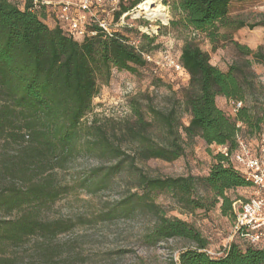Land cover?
<instances>
[{"label":"trees","instance_id":"16d2710c","mask_svg":"<svg viewBox=\"0 0 264 264\" xmlns=\"http://www.w3.org/2000/svg\"><path fill=\"white\" fill-rule=\"evenodd\" d=\"M141 1L134 0L127 7L120 0L113 20L118 21ZM246 1L174 0L179 18L170 23L189 33L177 58L179 71L188 77L181 97L172 93L165 109L143 106L132 98L130 118L118 122L94 119L85 124L82 120L91 111L99 79L107 80L113 68L134 73L145 66L143 50L118 32L107 34L94 20L87 25V31L94 34L77 40L59 24L49 27L45 23V5L26 0L19 7L15 0H0V264L23 263L26 256L20 249L27 239L34 240L30 251L37 264L70 261L80 255L56 241L73 223L43 217V211L71 189L57 179L55 170L65 169L78 156L108 163L78 179L79 187L112 189L117 177L126 176L121 186L124 195L98 218L142 217L145 227L140 239L147 246L170 239L185 242L177 257L169 256L164 264H264V248L239 235L221 255H209L208 241L201 232L185 220L167 216L153 198L158 192L169 193L187 212L219 203L220 212L231 216L233 224L236 200L227 192L251 186L229 159L237 147L236 134L250 140L243 128L259 136L264 124V109L246 103L255 93L254 83L244 72L251 61L222 71L194 41L203 34L215 49L219 40L230 38L228 30L264 28L261 19L248 24L230 17L231 5ZM232 43L241 55L264 64L261 46L253 51ZM218 95L242 102L233 117L216 105ZM182 109L189 115L186 125L180 122ZM194 137L206 145L227 147V156L219 151L215 154L206 176H153L139 166L149 159L170 162L179 158L186 141ZM196 190L201 193L195 195Z\"/></svg>","mask_w":264,"mask_h":264},{"label":"rangeland","instance_id":"374dc122","mask_svg":"<svg viewBox=\"0 0 264 264\" xmlns=\"http://www.w3.org/2000/svg\"><path fill=\"white\" fill-rule=\"evenodd\" d=\"M25 1L15 0V3L22 7ZM47 1L49 4L46 7L44 21L49 27L55 26L61 20L59 10L64 3L68 5L69 16L75 17L82 14L80 0ZM133 1L121 0V3L123 6L130 7ZM160 2L167 9L166 22L135 15V11L115 21L113 12L118 10L120 5L114 4L111 0H103L101 6L93 7L90 13L88 12L87 16L92 14L96 19H105L111 32L124 35L130 45L141 48L150 60L145 66L137 67L134 73L113 68L107 80L99 79L98 93L93 98L91 111L83 118V123L90 124L94 119H110L118 122L130 118L132 98H136L143 106L151 104L156 108L165 109L172 102V93L176 97H181V89L186 86L188 77L180 71L171 70L169 61L177 60L184 39L189 33L181 26L170 23L179 18L173 8L174 0H160ZM229 12L230 17L241 18L248 24L260 19L264 20V0H248L232 4ZM62 26L65 27L63 24ZM154 28H156L155 32ZM224 31L226 29H220V32ZM227 32L230 38L226 41L219 40L215 49L203 34L196 36L194 41L209 54L210 63L222 71H226L232 64L243 65L244 60L251 61L250 67L244 69V72L254 83L255 93L248 96L246 103L255 105L261 111L264 109V64L255 62L250 55H241L232 40L253 51L261 46L264 52V28L257 26L250 29L245 26ZM143 35H147L152 40L144 39ZM215 102L228 116H234L233 100L218 95ZM188 121L189 115L182 109L180 122L186 125ZM151 132L154 133V130ZM242 132L254 146L259 143L258 133L250 134L244 128ZM218 150L217 146L206 145L201 138L194 137L186 141L184 154L173 161L149 159L138 164L145 172L153 176H206L215 162L214 156ZM105 165L108 163L91 157L78 156L70 161L65 169L55 170L57 179L71 189L45 209L43 217L67 219L73 223L70 230L57 235L56 241L68 244L80 255L73 260L54 264H164L169 256L176 258L179 250L186 246L181 240L160 241L154 246L142 244L140 238L145 227V220L142 217H120L111 220H102L97 217L101 211L106 210L124 195L125 190L121 186L126 176L117 177L115 188L94 191L79 187L77 181L89 171ZM200 193L201 190H196L195 195ZM253 193L254 190L250 186L229 190L227 195L232 200H236L235 208H237L239 202L251 198ZM153 198L165 210L167 216L178 217L197 228L207 239V248L212 252H222L233 240L232 218L222 215L219 203L207 210L196 209L193 212H187L179 208L169 193L158 192L153 195ZM2 216L1 214L0 217ZM33 241V239H27L20 249V252L26 256L21 264H37L31 258L30 248ZM259 246L264 248V237ZM241 249L244 250L245 246H241ZM139 257L141 260L138 259Z\"/></svg>","mask_w":264,"mask_h":264},{"label":"built area","instance_id":"2783aa9c","mask_svg":"<svg viewBox=\"0 0 264 264\" xmlns=\"http://www.w3.org/2000/svg\"><path fill=\"white\" fill-rule=\"evenodd\" d=\"M34 3H40L42 5H47L49 2L47 0H33ZM114 4H118L120 0H111ZM103 0H80V8L82 9V14H78L75 17L68 15V5L67 3L62 4L59 10V20L60 26L63 27L67 34L75 39H81L86 34H94V32L87 31V25H89L91 20H94L97 25L105 31L107 34L112 32L108 28V24L105 19H96L90 13L91 9L96 6H101ZM136 11V7L130 11L123 13L120 18L128 15L130 12ZM64 21V22H63ZM63 22V23H62ZM142 56L149 61L148 55ZM169 67L176 71L180 70V65L177 60L173 62L169 61ZM242 106L241 101H233V111L234 113ZM240 126V123H238ZM236 149L229 155V159L239 172L245 177L247 181L250 182L251 187L254 190L253 196L243 202H239V207L235 208L236 201L233 202V211L235 218L232 224L233 238L236 235L241 236L246 241L254 246H259L264 237V125L259 135V143L255 146L250 141L243 137L240 133L236 134ZM219 152L227 156V147L219 146ZM206 252L212 256H219L224 251L220 253H214L207 249Z\"/></svg>","mask_w":264,"mask_h":264},{"label":"bare ground","instance_id":"6f19581e","mask_svg":"<svg viewBox=\"0 0 264 264\" xmlns=\"http://www.w3.org/2000/svg\"><path fill=\"white\" fill-rule=\"evenodd\" d=\"M135 15H143L148 19L166 22L168 19L167 9L160 0H142L137 4ZM154 32L156 28L153 29Z\"/></svg>","mask_w":264,"mask_h":264}]
</instances>
